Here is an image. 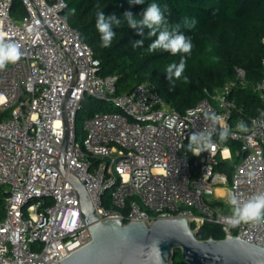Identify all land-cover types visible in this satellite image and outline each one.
<instances>
[{
    "label": "built area",
    "instance_id": "built-area-1",
    "mask_svg": "<svg viewBox=\"0 0 264 264\" xmlns=\"http://www.w3.org/2000/svg\"><path fill=\"white\" fill-rule=\"evenodd\" d=\"M65 5L0 0V36L18 43L22 53L0 71V264H57L91 240L76 193L56 167L65 121L67 169L86 180L101 219L189 216L193 228L211 222L233 236L241 228L242 239L264 247V222H231L232 193L246 200L264 192V113L244 114L232 94L248 85L244 71L237 67L232 79L184 111L149 81L116 93L118 75L98 73L99 59L66 21ZM250 87L264 100V75ZM84 96L119 111L88 116L79 142L76 114ZM207 112L220 123H206ZM240 121L247 133L237 130ZM222 126L232 133L224 142ZM204 128L213 132V147L194 155L188 137ZM222 164L230 173L219 169Z\"/></svg>",
    "mask_w": 264,
    "mask_h": 264
},
{
    "label": "trees",
    "instance_id": "trees-1",
    "mask_svg": "<svg viewBox=\"0 0 264 264\" xmlns=\"http://www.w3.org/2000/svg\"><path fill=\"white\" fill-rule=\"evenodd\" d=\"M65 3L63 15L99 59L98 73L118 75L116 93L149 81L174 109L184 111L232 79L239 67L248 85L234 89L232 94L244 114L264 113V100L250 87L264 75V0H143L142 4H134L131 0H65ZM151 3L159 4L170 28L179 24L180 31L191 39L190 54L173 56L160 50L150 53L148 45L155 37L148 36L149 29H144L142 37L137 35V30L128 27L123 14L130 11L139 19ZM15 12L23 13L18 3ZM98 12L116 15L121 20L120 25H113L116 36L108 48L101 46L95 27ZM185 17L197 21L191 30L183 26ZM142 38L143 47H134L133 42ZM182 55L186 59L185 72L180 79L169 80L165 73L167 66L179 63ZM101 110L119 111L102 100L84 96L76 114V131L83 132L84 120ZM229 144L235 146L236 142L229 141ZM219 169L230 173L231 167L222 164ZM3 196L4 190L0 187V216L4 214ZM106 206L110 204L107 202ZM210 236L216 239L224 236L219 224L205 222L199 226L198 238ZM173 262L187 264L179 249L174 250Z\"/></svg>",
    "mask_w": 264,
    "mask_h": 264
},
{
    "label": "water",
    "instance_id": "water-1",
    "mask_svg": "<svg viewBox=\"0 0 264 264\" xmlns=\"http://www.w3.org/2000/svg\"><path fill=\"white\" fill-rule=\"evenodd\" d=\"M64 137L56 167L66 176L79 201L81 218L91 240L57 261V264H174L179 249L187 264H264V247L242 239L240 234L216 239L197 237L189 216L157 218L150 222L111 217L101 219L89 196L86 180L67 169Z\"/></svg>",
    "mask_w": 264,
    "mask_h": 264
},
{
    "label": "clouds",
    "instance_id": "clouds-1",
    "mask_svg": "<svg viewBox=\"0 0 264 264\" xmlns=\"http://www.w3.org/2000/svg\"><path fill=\"white\" fill-rule=\"evenodd\" d=\"M134 4H142L143 0H131ZM74 11V10H73ZM128 27L137 30V35L143 37L144 29H149L148 36L155 37L148 45V51L155 53L158 50L168 52L175 56L177 54H190L193 48L191 39L180 31V25L170 28L166 17L161 10L159 4L151 3L140 14V18L134 16L132 12L123 14ZM121 20L116 15H105L104 12H98L96 16L95 27L100 34L101 46L108 48L111 46L113 39L116 36L113 25H120ZM197 24L195 18L185 17L183 26L191 30ZM143 38L133 42L134 47H143ZM22 57L20 45L14 41H6L3 36H0V71H3L8 64H15ZM186 68V59L181 56L179 63L173 62L166 68V75L169 80L180 79ZM187 81V77H185ZM221 117L215 113L207 112L204 114L205 122H210L214 125L219 124ZM236 128L239 132L247 133L249 131L245 122L240 121ZM230 130L227 126H222L218 133L221 142L226 141ZM213 132L204 128L200 132H193L188 137V149L193 151L194 155H199L201 152L213 147L212 141ZM229 204L232 206L233 225L240 223L259 224L264 222V192L256 193L246 200L240 199L235 193H232L229 198Z\"/></svg>",
    "mask_w": 264,
    "mask_h": 264
},
{
    "label": "rangeland",
    "instance_id": "rangeland-1",
    "mask_svg": "<svg viewBox=\"0 0 264 264\" xmlns=\"http://www.w3.org/2000/svg\"><path fill=\"white\" fill-rule=\"evenodd\" d=\"M108 104V103H107ZM110 105V104H109ZM111 107H113L112 105H110ZM114 108V107H113ZM84 134H85V131H84V129H83V132H80V131H77V133H76V135H77V140L79 141V142H81L82 141V137L84 136Z\"/></svg>",
    "mask_w": 264,
    "mask_h": 264
}]
</instances>
